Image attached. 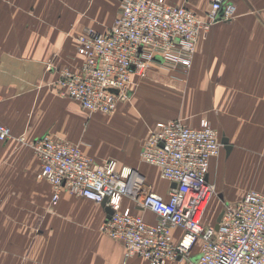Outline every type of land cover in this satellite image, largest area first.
<instances>
[{
    "label": "crops",
    "instance_id": "obj_1",
    "mask_svg": "<svg viewBox=\"0 0 264 264\" xmlns=\"http://www.w3.org/2000/svg\"><path fill=\"white\" fill-rule=\"evenodd\" d=\"M165 1L205 18L211 0ZM228 2L234 14L218 12L186 72L152 65L130 101L94 119L59 95L56 68L81 60L75 37L85 26H110L119 0H0V122L13 135L0 142V264H149L137 256L124 260L120 241L101 229L108 216L103 204L68 191L53 204L52 186L37 176L40 161L19 135L51 134L79 143L97 162L114 158L136 166L166 198L171 184L139 158L149 127L176 118L196 127L206 119L231 146L210 161L215 195L233 202L264 187V0ZM123 204L156 222L154 213L129 199ZM172 231L178 240L181 230ZM198 252L195 246L191 258L164 264H195Z\"/></svg>",
    "mask_w": 264,
    "mask_h": 264
},
{
    "label": "built area",
    "instance_id": "obj_2",
    "mask_svg": "<svg viewBox=\"0 0 264 264\" xmlns=\"http://www.w3.org/2000/svg\"><path fill=\"white\" fill-rule=\"evenodd\" d=\"M221 9V17L235 12L228 0H211L205 18L165 0H119L110 26L102 31L85 26L75 37L81 60L57 66L59 95L73 99L88 114H114L118 103L131 97L136 78L152 65L186 72L199 37L219 19ZM11 137V129L0 122V142ZM16 138L40 161L37 176L52 186L53 204L61 191H68L104 202L112 210L101 229L120 241L124 260L137 256L149 264H164L191 258L197 246L195 264H264V187L225 202L217 228L216 222L204 223L207 204L217 193L208 179L209 165L222 149L220 135L206 119L196 127L182 118L149 127L139 158L156 166L160 177L171 184L166 198L152 189L136 166L114 158L97 162L77 142L51 134ZM125 198L154 213L156 222L124 206ZM173 228L181 230L178 240Z\"/></svg>",
    "mask_w": 264,
    "mask_h": 264
},
{
    "label": "rangeland",
    "instance_id": "obj_3",
    "mask_svg": "<svg viewBox=\"0 0 264 264\" xmlns=\"http://www.w3.org/2000/svg\"><path fill=\"white\" fill-rule=\"evenodd\" d=\"M160 70L163 71V69H160ZM147 72L145 73V75L142 78H140V79L136 78V81H139V82H138L137 86L135 87V91L137 90V88L138 89L141 88V85H140L141 83L149 80L148 77L150 78V76L147 74ZM130 99H132V98L130 97L128 99V101H130ZM92 115H93L92 118L95 119V115H98V114L94 113ZM221 150L222 151L225 150L223 148V146H222V149ZM216 191H217V189H216ZM223 205H224V203H222V200L218 197V195H215L214 194L212 196V198L210 199L209 203L207 204L206 212L204 214V216H205L204 217V223L205 224H208V223L213 224V223H215L216 222V219H217V216L223 210Z\"/></svg>",
    "mask_w": 264,
    "mask_h": 264
},
{
    "label": "water",
    "instance_id": "obj_4",
    "mask_svg": "<svg viewBox=\"0 0 264 264\" xmlns=\"http://www.w3.org/2000/svg\"><path fill=\"white\" fill-rule=\"evenodd\" d=\"M220 141H221V144H222L223 148L225 149L226 153L228 154L229 151H230V149H231V146H230L229 143H228V138H227L225 135H222V136L220 137ZM172 186H175V183H173ZM103 203H104V202H103ZM103 203H102V204H103ZM106 209H107V211H108V215H109V214L112 212V210H111L109 207H107V206H106ZM222 212H223V211H221V212L219 213V215L217 216L216 223H215V227H216V228H217V226H218V222H219L220 219H221ZM193 258L196 259V257H193Z\"/></svg>",
    "mask_w": 264,
    "mask_h": 264
}]
</instances>
